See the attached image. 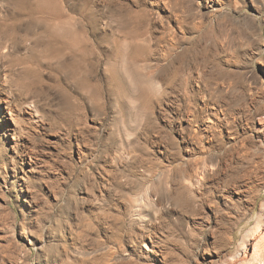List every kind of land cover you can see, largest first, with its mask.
<instances>
[{
	"label": "rangeland",
	"instance_id": "374dc122",
	"mask_svg": "<svg viewBox=\"0 0 264 264\" xmlns=\"http://www.w3.org/2000/svg\"><path fill=\"white\" fill-rule=\"evenodd\" d=\"M64 4L84 31L79 62L0 0V264H206L233 250L264 200V138L245 125L264 106V0ZM207 119L215 136L198 140ZM227 121L241 155H227Z\"/></svg>",
	"mask_w": 264,
	"mask_h": 264
},
{
	"label": "bare ground",
	"instance_id": "6f19581e",
	"mask_svg": "<svg viewBox=\"0 0 264 264\" xmlns=\"http://www.w3.org/2000/svg\"><path fill=\"white\" fill-rule=\"evenodd\" d=\"M12 1L14 4L26 9L31 28L43 27L44 35L49 39L47 51L55 53V56L59 59L65 57L66 54L73 55L78 62L80 59H83L85 43V39L83 38L84 31L81 25L78 26L76 20L68 13V8L65 6L64 0H11V2ZM55 30H57V32H55ZM0 31L3 32L1 27ZM12 32V29L9 31L5 30L4 34L11 35ZM51 42L56 43L57 46ZM151 76V72L142 74L144 80L145 78L150 79ZM248 112H250V117L246 119L245 125L250 130V137L252 140L258 139L260 143H262L261 138H264V106H257L254 107V109H251L250 106ZM191 115L194 120L199 121L197 115H193V113ZM216 120L218 121L217 123L221 122L218 118H216ZM217 123L210 121V119L204 121L203 129L201 128L202 134L199 137L197 136L196 139L198 138L199 140L202 139L203 136L208 137L210 135H212L211 138H214L215 135L211 131ZM227 134L230 135L229 138L230 141H232L227 142V155L233 152L240 154L239 150H237L238 144L240 143L242 147L245 143L238 140L239 136L229 121H227ZM242 154L246 155L248 153L243 151ZM194 164L196 169H207L205 159H197ZM183 174L186 176L185 180H187V178H189L187 167L183 168ZM164 179V183L170 182L171 177L169 174H164ZM187 183L191 185L192 181L188 179ZM231 188L238 200L247 198L245 183L240 182L239 184L233 185ZM177 199L184 204L190 203V199L183 191L177 193ZM249 204H251V208L249 209L255 216L254 223L241 234L233 250H222L216 255V259L213 258L206 264H264V200L258 204V207L255 205L257 202L253 204L250 201Z\"/></svg>",
	"mask_w": 264,
	"mask_h": 264
}]
</instances>
